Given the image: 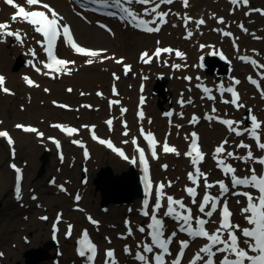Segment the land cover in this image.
<instances>
[{
  "label": "snow or ice",
  "instance_id": "obj_1",
  "mask_svg": "<svg viewBox=\"0 0 264 264\" xmlns=\"http://www.w3.org/2000/svg\"><path fill=\"white\" fill-rule=\"evenodd\" d=\"M3 2L11 6L15 11L11 15L10 21L0 22V43H6L8 38H12L23 46L29 38L28 33L21 29L12 30L11 24L25 23L29 25L31 31L41 37V39H36L35 36H32L31 39L35 40V43L40 46V49L46 57V59H37V50L29 47L26 54L30 55L32 59L28 60L27 64L33 67L37 73H41L45 76L51 75L53 79L58 78L59 74H72L74 68L71 66L76 65V61L58 56V42L64 43L66 46L70 47L74 53L87 57L84 61L85 65H92L95 62L102 63L104 60H113L116 64L122 65L125 75L132 71V65L125 63L123 57L116 58L114 55H104L107 49L93 50L81 46L74 38L73 30L71 26L65 22L63 15L50 4L44 2V0H24L25 4L28 6L27 8L23 4L17 3L16 0H3ZM229 2L236 7L240 5L247 7L249 5V0H229ZM90 3L94 5L98 4L104 8L116 9L117 11H109L107 15L116 17L119 13V18L122 21L127 22L133 28L139 29L145 33H159L162 26L168 23L170 14L183 20V26L186 31L185 39H191L194 35L193 30L189 28L191 22L194 21L196 31H199L200 27L206 24V20L203 17L195 19L187 12L181 16L179 12L173 13L171 8L167 11L161 10L162 5H173L175 0H90ZM181 3L184 8L190 6L189 0H181ZM134 5H141L143 8L142 10H137ZM251 12H258L264 15V9L259 8L249 9V11L245 12V15H249ZM77 15H80L83 19H87L83 16V13H77ZM145 17H150V19H146ZM211 18L216 19L218 24H225L224 18L216 17L215 13L211 14ZM97 23L100 28L114 35L111 28L107 25L99 22ZM172 26L176 27L175 24ZM238 27H240L243 32L248 33V29L244 24L241 23ZM213 31L220 32L224 37L233 36L231 31H226L223 28L213 29ZM252 35L255 39H261V37H256L254 33ZM237 39L238 37L233 39V47L239 52V46L236 44ZM156 45L153 51L144 50L140 53L139 61L141 63L151 64L154 60L159 63L164 54L171 56L174 53L175 56L181 60H184L186 57V54L179 49L161 47V41L159 40L156 41ZM199 48L201 50L205 48L214 49L208 54L219 55L222 60L228 59L221 50L216 49L215 45L200 44ZM253 52H255V50H253ZM256 55H259V53H256ZM203 59L204 57L201 56L200 60L203 61ZM238 59L245 63H250L254 68L258 67L264 69V64L259 63L256 59H252L247 55H240ZM37 64L42 65L43 69H47L48 71L42 72L41 67H38ZM163 64L164 66H169L168 60H163ZM183 66L187 67V65ZM171 67L178 70L182 65L174 63ZM259 75L261 80H264V72L259 73ZM112 76L114 80L120 79L115 72L112 73ZM142 79L146 80L148 77L143 76ZM183 79L191 82L193 77L184 76ZM230 79L232 81L230 85L225 86V84L221 82L217 86V91L220 93L221 97L220 102L226 105L231 104L237 110L246 108V105L241 102V94L235 87L241 84V80L235 77H231ZM247 79L260 90L261 97L264 98V89H261V83L251 75H249ZM23 80L30 87L40 86L27 75L23 77ZM196 80H201V77L197 76ZM5 83L6 77L0 74V90L4 93L11 94L9 88L5 87ZM196 87L201 88L202 85L197 84ZM143 88L144 86L141 84V92H143ZM202 90L206 94L208 100L215 101L217 99V97L212 94V88L204 86ZM44 91L49 92V89L45 88ZM67 91L71 93L73 89L68 88ZM189 91H191V89H189ZM112 92L113 95L119 96L115 85H113ZM225 93L230 94L231 98L225 99ZM80 94L82 96L85 95L84 92ZM102 95L101 92H97V96ZM120 103L121 101L119 99L110 100L109 108L111 109L113 105H120ZM139 103L141 106L144 105L145 97L143 95L140 96ZM178 103L181 108H183L186 104L192 105L193 99L190 96L185 99L183 94H181ZM53 104L60 108L69 107L66 104H57L56 101H53ZM21 107L23 110V106ZM81 107L92 108V105L85 104L81 105ZM127 111L128 109L126 107H120V117L109 118L105 121L109 131L113 130V120L122 118ZM217 111L218 109L213 105L211 113H216ZM247 111L250 127H244L242 129L240 126L244 124V120L237 121L225 119L220 116L211 115L208 112H205L203 116V119L209 122L216 120L218 123L225 125L227 130L230 133H234L237 137H242L247 134L248 137L254 141V145L246 143L243 139L235 142V149L246 150L245 154L238 155L236 151L229 150L228 147H226L230 145V141L228 137H225L211 153L212 159L216 162V167L227 177L228 183L225 182V179H218L214 182L209 181V173L202 171L200 166L208 155V153L202 151L200 136L195 131L184 135V140L190 142L188 143L187 150L183 152V156L189 159L193 167V170L187 173V180L192 186L186 184L184 192L187 197L190 198V204L195 206V213L193 207L185 202L184 197L175 198L174 195L168 194L165 191L166 188L172 187L173 181H167V183L163 181L155 182L154 186V181L150 178L149 159H159L158 148L165 154H174L177 157L181 155V152L175 145L169 144L168 137L171 135V132L166 133L163 142H161L151 130L146 131L143 123H141L146 118L142 107L137 112L138 123H140L139 136L143 137V140L146 142L148 154H146L145 147L140 146L136 136H131L130 139L121 141V144L127 145L131 143L133 146L135 154L129 157V155H127L121 147L116 146L111 139L98 137L95 131L96 125H81L82 128L89 129L93 140L98 141L101 145H105L130 164L142 167L145 199L142 202L140 212L144 217L148 218L149 222L144 226L137 225L135 231L141 234L147 231V237L150 239L137 241L135 250L132 246L125 244L123 247L124 254L133 256V259L140 262V264H182V259L185 257V252L189 249L190 243L199 239L203 240L204 243H202L192 258L188 260L187 264H198V262H202V264H264V154H257L256 152V150H259L260 153H264V121L259 120L258 116L253 114L251 108H248ZM164 115L172 117L173 112L169 111L164 113ZM178 115L181 118L184 116L183 112L178 113ZM200 119L201 117L193 113L188 123L196 125L199 123ZM121 123L123 128L121 135L129 137L130 128L127 121L121 119ZM147 123H152L151 118H147ZM169 124L178 130L183 127L180 124L172 125L171 119L169 120ZM51 126L62 132H66L69 137L79 132L75 127H69L59 123ZM15 127L24 132L35 133L41 139L45 137V134L34 126L16 124ZM179 134V131H177V135ZM0 137L6 138L10 146L14 144V140L7 130H0ZM48 139L55 144L58 150L61 148L59 139L54 137H48ZM71 143L83 148L85 159L89 158L88 149L81 140L72 139ZM13 155H15L14 150ZM59 156L60 160L63 161L64 156L62 152L59 153ZM229 160L241 161L243 164L247 165V174H238V167L228 162ZM10 167L16 174L14 191L16 199L19 201L22 198V170L14 163L10 164ZM161 167L167 170L169 166L167 164H162ZM52 183H55V181L53 180ZM58 187L61 191L67 192V189L64 188L63 185H59ZM216 187L219 189L218 193L213 194L210 192L211 189ZM200 188H202V192H198ZM229 195L244 198V203H242L240 199L236 200V204L241 205L239 211L241 217L245 221L244 225L234 222V213L230 209L228 199ZM32 199L35 200L37 197L33 196ZM74 199L78 202L81 199L80 194L77 193ZM150 201H153L151 206ZM79 210L84 211V209ZM129 211H131V209H129ZM86 218L92 225L97 226L98 229L100 223L98 220L94 219L91 215H88ZM164 218H170L175 222V230L168 231L167 222ZM25 219H27V217ZM40 219L47 221L49 218L47 216H41ZM61 219L62 214L58 213L53 223L54 233L58 231L56 226L61 222ZM124 224L126 235H121V238L126 240L128 237L134 236V229L130 220L126 219ZM209 224L215 227H207ZM72 232L73 225L68 224L65 236L70 237ZM178 233H185L188 238L180 239L178 238ZM105 239L111 244V240L108 237H105ZM174 243H178V250H170V246ZM76 251L77 255L84 260V264H96L98 246L90 238L87 229L82 230L80 238L77 240ZM3 255L4 253L0 252V257H3ZM104 257L103 264H119L115 249H105ZM166 257H172V259L168 260Z\"/></svg>",
  "mask_w": 264,
  "mask_h": 264
},
{
  "label": "rangeland",
  "instance_id": "obj_2",
  "mask_svg": "<svg viewBox=\"0 0 264 264\" xmlns=\"http://www.w3.org/2000/svg\"><path fill=\"white\" fill-rule=\"evenodd\" d=\"M49 1L53 3V1L48 0V2ZM63 1V3L57 2L58 4H60V7H58L57 5V7L59 8V13L63 15V17L65 18V22H69L72 25L75 33L77 34L78 40L81 43L92 47L107 49L106 53H108L109 55L112 56V54H114L116 56H123L125 58V61L130 62V64H132L133 62L127 58L135 56L134 62L136 63L137 61V64H135V67L134 65L132 66L133 69L130 73H128L127 75H123L121 65L116 64L113 60H108L112 61V63L116 65H112V63L110 64V62L106 63L109 66L108 80L106 81V83H102V80L100 78H97L96 81L92 80L93 78H95L93 72L87 75V77L91 78L87 83H81L76 78L68 80L62 75H58V78L56 79H49L48 77L37 74L39 77H42V79L53 81V83H55L56 85L55 90H52L51 92H45V86L40 89H38V87H30V89H28V86L26 88L24 86L22 74H34L30 65L27 64L30 55H27L26 53L28 52L29 47L26 49L27 52H25L24 48L19 43H17L12 38H8V42L6 43V46L8 48L7 53L4 55L0 52V70L8 77L6 80V85L9 87L11 94H3L0 91V119L2 122L0 123V129H6L10 133L11 137L14 140V144L10 146L7 143L6 138H0V177L4 176V178L7 179L9 175L7 186L4 188H0V252L4 253L3 257H0V264H26V252L28 250L38 251L39 249H43L45 250V252L40 254H37V252H35L33 254V259L38 260L40 258L41 261L38 262V264H60L61 260H63L62 264H84L81 263L80 258H77L72 253V245L74 243V238L76 237L75 234L71 236L72 238L66 239L64 238L62 232H60V240H56V238L54 240L55 246H52L51 244L46 245L51 241V238H49L48 236V232L50 229L48 224L50 222V218H53L54 213L57 211L67 216L65 219V223L61 225V227H64L68 222H71L69 221L70 218H76V222L72 221V223L77 224L76 226H74V228L76 227V231L77 228L79 230L80 227L88 225L85 222V213L91 214L96 217L100 221L102 226H99L98 229L97 226H91L90 230L92 235L98 242H100L101 248L109 245L105 243V237L108 235L109 237H112L111 245L115 247L116 255L118 257L123 254L122 252L120 254V248L118 250V247H120V245L123 250L125 244L135 247L136 240H141V234L138 231H135V229L134 236L128 237L126 240L121 238L122 233L125 234L126 231L124 219L130 220L133 227L137 225V222L140 219L137 217L139 199L133 198L129 203L125 202L120 204L109 202L108 204L101 206L100 192L96 190V184L94 183L98 178L99 173H101V169L103 167L108 166L112 174L115 176L117 174L121 175L123 172L129 171L131 168L130 165H118L116 161L111 159V157L106 154L99 162L95 159H93L91 162H88V158L85 159L82 157L80 146L78 147L71 143L72 139L63 140L62 152L63 156L66 155L67 157L66 159L61 161L60 156L57 154L56 150L53 147H40L38 145V143L44 140L38 138L35 133H31L33 134V136H23L22 134H19L22 130L17 129L15 127L16 124L29 123L37 126L38 130L44 132L45 140L46 136L57 135L59 132V129L52 127L51 124H57L59 122V124L63 125L78 126L79 128H81L78 137L83 142L86 141V147L88 148V150H90V153H93L95 149L89 146L90 144L87 142L88 129L82 128L81 125L95 123L98 134L102 136L109 134L115 139H117L118 136L121 135L122 127L119 123L120 119L128 120L129 125L131 126L140 125L138 121L134 122L135 109L138 106L139 101L138 96H136V100L134 98L135 107L133 108L131 106L132 104H130V102L132 101V96L129 92L131 88H134L133 90L135 92L138 88V85L142 83L150 84L148 95L153 98L152 108L155 109L159 114V118L163 119V125L167 124V126H170V124L166 123L167 119L165 120L164 115L167 110L171 108L174 109L175 115L171 117L174 125L175 118L176 120L180 121L179 124L187 123L188 125H190L188 123V120L191 118L193 113L191 112L192 110H190L189 107L194 106L198 108L199 106H203L205 102L204 99H206L205 96H202V100L198 101L199 97L193 98V96H195L193 92H187V97H192L193 104H186L183 108H181L178 103V100L181 98V96L177 97L178 92L171 88V80L165 78V74L170 70L166 68L168 66H164L163 64L164 58L161 59L159 63L153 61V63L150 64L151 67L158 68L160 72H157L155 75H148L149 79L143 80L142 77L145 76L143 74V68L147 66V64H140L141 62L136 59V56L140 53V51H143L144 48H133L131 44H128V42L130 43L131 40L134 39V32L130 30H123L126 27L123 24H119V30H123L127 33V41L124 45L113 44L110 42L112 40V37H109L108 32L97 27L92 17L85 14L84 17H86L87 19L81 18L79 15H77V13L79 12H77V10H74L73 7H70L69 2H72V4H74L72 0ZM222 1L225 2V5H223L222 7L225 10V14L216 17L224 18V16H226L224 26H229L228 28L232 30L237 28V31L239 33L238 35H236L238 37V41H242L243 39V45H245L244 47H242L240 53H253V55L259 53L257 57L259 56L264 60V15H260L258 12H251L249 15H245V12L249 11V9H264V1L249 0V5L247 7L243 5L236 7L233 5L230 6L229 0H200V3L198 4L199 10L203 11L207 19L211 20V22H208L206 20V31L211 32L215 38H218L219 32L213 31V29H216V27H213L216 19L211 18V14L213 13L214 9L209 6L218 4V2L220 3ZM163 8L165 11H167L171 7H169L168 5H163ZM181 8L185 9L183 8V6L179 9ZM172 9L173 7L171 8V10ZM179 9L177 12L180 13ZM2 10L10 12V10L7 8H4ZM172 12L176 13V11L174 10H172ZM220 12L221 10L217 11V13L221 14ZM169 18L171 19L166 24V27L168 29L171 27L173 22L177 21L179 23L181 21V19H178L175 15L170 14L168 19ZM242 18L243 22H241ZM244 20L247 23L251 24V27L248 28V33L243 32L238 27L239 24H244ZM78 23L86 26L89 31L84 29L85 34H80L79 27L77 26ZM184 32L185 28L181 26V31L178 32L177 35H174L171 39L162 38L161 43L172 44L173 46H175L181 45L180 42L185 41V44L187 45V47H189L190 44V46H193V44L196 46L198 41H201L199 42L201 44L206 42V38L203 37H199L198 40H195L194 42L190 41V39H184V34H181ZM253 33L256 37H261V39L253 40ZM170 35H173V33H171ZM92 37L98 40L92 39ZM104 37H107L108 41L102 42L99 40ZM133 41L137 42L139 40L134 39ZM154 44L155 43L152 42L145 50L151 51ZM222 44L227 45L228 48H232L234 50L231 42H229L228 44L223 42ZM34 45H36L35 40ZM256 45L257 47L254 49L255 52H253L252 47ZM184 49L187 51V48ZM16 50L17 52H15ZM58 53L61 55L64 54V52H61L60 50H58ZM233 54L234 53H232V51H229L226 54V57L228 59L225 60V62L226 65L229 66L230 72V65L234 63L233 61L236 57ZM215 60L216 63L219 61L217 58ZM75 61L79 64L85 65L84 58H78L75 59ZM236 62L239 63V60L237 59ZM96 63L100 64L101 62ZM102 63L104 64L105 62L103 61ZM85 66L88 67L91 65ZM235 67L238 68V66ZM86 70L88 71L90 70V68H87ZM243 70L245 72H252V69L249 70L243 68ZM74 72L75 74H80L82 72H85V70ZM74 72H72V74ZM113 72H115L118 76H121L119 81L114 80L112 76ZM209 73H212L211 75L213 79L216 80V76H218L216 72ZM190 75H192V73ZM236 75L240 76V74ZM221 77L224 78L225 76L222 75ZM172 78L180 81L182 89L187 86V83L184 82L185 80L183 79L182 74L173 75ZM109 79H112V82L117 85V90H119V96H115L114 98H117L121 101L120 105H114V109L106 108L107 105L109 106V96L112 95V93L110 92ZM160 80H162L163 83L162 88H165L163 94L161 87L156 88V85L160 82ZM229 81L230 80L228 78L227 82ZM118 82L119 86L117 84ZM246 86L248 87V85ZM68 88H72L73 91L69 93L67 91ZM191 88L197 90L196 84H194ZM247 90L249 91L250 88H247ZM81 92H84L85 95L82 96L80 94ZM97 92H101L103 95L97 96ZM249 94L253 95L254 97L261 96L260 92H256V90L253 89L249 91ZM175 97H177V99H175ZM187 97L185 96V99ZM216 100L217 101L214 102L221 103V99ZM53 101L64 102L69 105V109L60 108L57 105H54ZM85 104L92 105V108H86L87 114L79 115L78 109H83L81 105ZM245 105L246 108H243L238 112L240 118L244 120L245 127H250V121L248 120V118H245V115L248 113L247 109L251 108L252 105ZM21 106H23V110ZM122 106L126 107L128 111L122 118L115 119L113 130L109 131L108 126H106L104 123L106 117H120L119 108ZM144 107L145 106H143V108ZM186 107H188V109ZM230 109L234 110L233 108ZM259 109L260 111L256 110L257 113L262 112L261 105ZM180 112H183V118L178 115V113ZM194 113L196 115L200 114L198 110ZM146 122L147 119L143 124L146 125ZM147 126H145L146 129H152V131H155L157 135L163 136L168 133L167 130H165L164 126H161V133H158L156 131V128L148 123ZM187 133L188 130L186 133L181 134L180 140H184L183 137ZM247 136L248 135H246V137H237L236 142L243 139L246 143H249V141L247 140ZM36 138L37 142L34 140ZM219 138L220 136L216 138L215 143H217V140ZM21 140L23 141L22 143H20ZM28 140H33V142L35 141V146L38 148V151H36L34 155H32L33 153L30 154V151L27 148L26 143ZM13 150L15 151V155H13ZM44 155L46 157V162L43 165V172L39 175V171L42 167L41 157ZM173 157H175V155ZM171 160L172 158L160 156L159 159L152 161V171L155 178L167 180L168 177H171L167 173L165 174V169H161L160 165L162 164H167L170 167L171 172H173V174L175 173L170 163ZM206 162L209 163L208 169L214 166V163L210 159V156L207 157ZM13 163L21 169L23 168L24 174L22 187L23 191L21 194L22 198L19 201L17 199L13 201L11 197V177L14 176V170L10 167V164ZM184 170L185 169H182V172L180 174L175 173L176 180L169 178L174 183H179V190L182 189V183L180 182L183 179L182 173ZM8 172L9 174H7ZM82 179H84L86 182H82ZM53 180L55 181V183H52ZM58 183L66 185L68 189L67 193L58 191V189L56 188ZM31 192L37 194L39 198L37 199V201L36 199L33 200L29 197ZM73 193L80 194L81 202L79 201L77 205H81L84 211L79 212V210L73 209V206L75 204L72 200ZM234 205H237L235 203V200ZM129 209H131V211H129ZM76 212H79L80 215H78V213ZM41 216H47L49 219L47 221L41 220ZM26 217L27 219H25ZM167 228L169 230L168 226ZM44 235H46L48 238H44ZM36 241H38V243H36ZM125 256L127 258L128 264H132L133 256H129L126 254ZM53 259H56L58 262L54 263Z\"/></svg>",
  "mask_w": 264,
  "mask_h": 264
},
{
  "label": "bare ground",
  "instance_id": "obj_3",
  "mask_svg": "<svg viewBox=\"0 0 264 264\" xmlns=\"http://www.w3.org/2000/svg\"><path fill=\"white\" fill-rule=\"evenodd\" d=\"M45 1V0H44ZM48 1V0H47ZM46 1V2H47ZM51 1H53V3L52 2H50V3H52L54 6H56L57 7V5H58V7H60V4H58V3H63L64 1L63 0H51ZM264 1V0H263ZM58 2V3H57ZM189 3H190V6L188 7V8H185V9H179L180 7H182V3H181V0H175V3L173 4V5H168L169 7H173V9L172 10H174V11H178V9L180 10V14L181 15H183L185 12H187L191 17H194L195 19H199V18H201V17H203L205 20H207L208 22H211V20L210 19H207V17L204 15V12L203 11H201V10H199V8H198V4L200 3V0H189ZM228 3V2H227ZM211 4H213V3H211ZM69 5H70V7H73V9L74 10H77V12H81L78 8H77V6H75V4H72V2H69ZM223 5H225V2H218V4H215V5H210L209 7H211V8H213L214 10H216V11H214L213 10V13L215 12L216 14V16H222L223 14H225V10H224V8H222L223 7ZM57 7V8H58ZM136 7V6H135ZM139 8L142 10V8H143V6H139ZM184 8V7H183ZM140 9H138V10H140ZM161 10H164V8H163V5H162V7H161ZM219 10H221V14H219V13H217V11H219ZM58 12H59V8H58ZM231 12H232V10H231ZM86 15H88V13H85ZM85 14H83V16H85ZM7 12L5 11V10H1V12H0V21L1 22H7V21H10V14H9V17L7 18ZM225 17L226 16H224V20H225ZM147 19H150V17H146ZM171 18H169L168 19V21L170 20ZM118 20H114V21H110V25H109V28H111V30H112V32L114 33V35H112V34H110L109 32H108V34H109V37H112V40L110 41V39H109V41L111 42V43H113V44H119V45H124L125 44V42L127 41V38H126V32H124L123 30H130V31H132V32H134V36H133V38L134 39H138L139 41H137V42H134L133 40L134 39H132L131 40V42L129 43L128 42V44H131V46L133 47V48H135V47H139V48H144V50L145 49H147V47L153 42V43H155V41L156 40H159V41H162V38H165V39H171V38H173V36L174 35H177L178 34V32H180L181 31V25H180V23L183 21L182 19H181V21L178 23L177 21L176 22H173L172 23V25L173 24H175L176 25V27H173L172 25H171V27L168 29L167 27H166V24L164 25V26H162V29H161V31L159 32V33H144V32H139V31H136V30H133V29H131V28H129L128 27V25L126 26L125 24H124V22H121V23H119V22H117ZM207 21H206V24L205 25H202L201 27H200V30L199 31H196V26H195V23H194V21L192 22V23H190L189 24V28L190 29H192L193 30V32H194V35H193V37L190 39V41H192V42H194L195 40H198V38L199 37H203V38H206L205 39V43H210V44H212L213 42H214V45H215V47H216V49H220L222 52H224L225 54H227V52H229V51H232V53H234L233 55H235L236 57H235V60L233 61L234 63H232V65H230V67H231V72H230V75H231V77L233 76V75H236V74H240V76H247L246 74H247V72H245L244 70H243V68L244 69H252V71H254V73H256V74H259V73H261V72H264V69H261V68H254L250 63H245V62H242L240 59H238V55H241V54H244V55H252L253 57H254V59H256L259 63H262V64H264V60H263V58H261V57H257V55H253V53L252 54H250V53H240L241 52V50H242V47H244L245 45H243V39H242V41L241 40H239L238 41V39L236 40V44L239 46V49H240V51L239 52H237L235 49L233 50L232 48H228V46L227 45H223L222 43L223 42H225L226 44H228L229 42H231V43H233V39H235V38H237V36L236 35H238L239 33H238V31H237V28L236 29H230V28H228L229 26H224V25H221V24H218L217 23V21H215L214 22V25H213V27H216V29L217 28H223L224 30H226V31H231L232 32V34H233V36L232 37H224V36H222V34L219 32V35H218V38H215L214 36H213V34L211 33V32H209V31H206V28H207ZM241 22H243V18L241 19ZM119 24H123L126 28H124L123 30H119ZM244 26L248 29L249 27H251V24H249V23H247L245 20H244ZM78 27H79V33L80 34H85V30L84 29H86V30H88L87 29V27L86 26H84V25H82V24H80V23H78V25H77ZM12 27H14L13 28V30H15V29H21L22 31H24V32H27L28 33V40L26 41V43L22 46L23 48H24V50H25V52H27L26 51V49L28 48V47H32V48H35L36 50H37V52H38V58L37 59H41L43 56H42V54H41V52H40V49L37 47V46H35L34 45V40L33 39H31V37L32 36H35V37H37L36 36V34L35 33H33L32 31H31V28H30V26L29 25H27V24H25V23H12L11 24V28ZM121 28V27H120ZM239 29H240V27H239ZM263 29V28H262ZM241 30V29H240ZM89 31V30H88ZM73 33H74V36H75V38H76V40L77 41H79L78 40V37H77V34L75 33V30L73 29ZM171 33H173V35H170ZM181 34H185L186 35V32H184V33H181ZM181 34H179V35H181ZM111 35V36H110ZM170 35V36H169ZM222 38V39H221ZM92 39H95V40H98V39H96V38H94V37H92ZM128 39H129V36H128ZM252 39L254 40L255 38H254V36H252ZM100 41H102V42H105V41H108V39H107V37H104V38H101V39H99ZM212 40H215V41H212ZM7 42H8V39H7ZM6 42V43H7ZM199 42H201V41H198L197 42V45L199 44ZM6 43H2V44H0V52L1 53H3L4 55L7 53V51H8V48H7V46H6ZM186 42L185 41H183V42H180V44L181 45H175V47H179V48H187V51L186 50H183L184 52H185V54H186V57H185V59L184 60H181V59H178V58H176V59H173L172 58V56H171V58L173 59H170V64H172V63H179V64H181L182 65V67L180 68V69H178V70H175V69H173L171 66H168V67H166L167 69H169L170 71H168V73H166L165 74V78L166 79H168V80H171V83H170V85H171V88H173V90H176L177 92H178V95H177V97L178 96H181V94H183V96H184V98H185V96L187 97L188 95L186 94L187 92H193L194 93V95L195 96H193V98H198L199 97V100L198 101H200V100H202L201 98H202V96H204V93H202V92H200L199 90H194V89H192L191 87H193V85L194 84H206V85H213L214 86V89H213V91L215 92L216 90H217V85H216V82H217V80H223V77H220L221 79H217L216 81L213 79V77H212V73H209V72H216V74L218 75V73H217V71L218 70H220V68H221V66L222 65H219L218 66V68H214V70H210L209 69V67L211 66L210 65V63L212 62L213 63V61H209L208 62V68H205V66H204V63H205V61H206V56L207 57H209L208 55H207V53H208V51L210 50V51H213L214 49H209V48H205V49H203V50H201L200 48H199V46H195L194 44H193V46H190L189 45V47H187V45L185 44ZM162 44V43H161ZM162 45H164V44H162ZM166 45H168V44H166ZM200 45V44H199ZM257 47V45L256 46H253L252 47V50H254L255 48ZM58 49L61 51V52H64V54H66V56L68 55V54H71L70 52V50L66 47V46H64V45H60V46H58ZM142 50V49H141ZM143 50V51H144ZM15 52H17V50L15 51ZM142 51H140V53H141ZM140 53L139 54H137V56H136V59L137 60H139V55H140ZM104 55H108V56H110L108 53H104ZM201 56H203L204 57V59H203V61H201L200 60V57ZM77 58H79V57H77ZM76 58V59H77ZM87 58V57H86ZM127 58V57H126ZM134 58H135V56L134 57H128L127 59H129L130 61H132L133 63L131 64L132 66L134 65V67H135V64H137V61H136V63L134 62L135 60H134ZM30 59H32V57L31 56H29V60ZM68 59H70V60H73V57L72 56H70V58H68ZM209 59V58H208ZM212 59H214V58H212ZM239 60V63H237L236 62V60ZM75 60V59H74ZM224 61V60H223ZM222 61V62H223ZM104 64L103 63H100V64H97L96 62L95 63H93V65H91V66H85V65H83V64H79L78 62H76V65H72L71 67H73L74 68V71H79V70H85V72H82V73H80V74H75V72L71 75V76H69V75H62L64 78H66V79H68V80H72L73 78H76L78 81H80L81 83H87V82H89V79H91V78H89V77H87V75H89L91 72H93V75H95V78H93L92 80H94V81H96V79L97 78H100L101 80H102V83H106V81L108 80V70H109V66L106 64L107 62H110V64L112 63V61H108V60H104ZM126 62V61H125ZM236 62V63H235ZM112 65H116V64H113L112 63ZM183 65H187V67H184ZM210 65V66H209ZM235 66H238V68L237 67H235ZM41 67V66H40ZM92 67V68H91ZM142 67V66H141ZM42 68V72L43 71H48V70H46V69H43V67H41ZM87 68H90V70H86ZM91 69H93V70H91ZM133 69V68H132ZM144 75L145 76H147V77H149V76H151V75H155L157 72H160L159 71V69L158 68H155V67H151L150 66V64H147V66H145L144 68ZM192 73V75H190ZM4 74V73H3ZM31 74V76H32V78H33V80L36 82L37 81V83L40 85L39 87H38V89H40V88H42L43 86H45L47 89H49V91L51 92L52 90H55V88H56V85H55V83H53V81H50V80H47V79H42V77H39L36 73H30ZM178 75V74H182V76L184 77V76H191V77H193V79H192V83L191 82H189V81H184L185 83H187L186 85L187 86H185L183 89H182V85H181V83H180V81H178V80H176V79H174V78H172L173 77V75ZM149 75V76H148ZM171 75V76H170ZM248 75H250V74H248ZM4 76L6 77V80H7V75L6 74H4ZM197 76H199V77H201V80H196V77ZM254 79H257V78H255L253 75H251ZM120 78H121V76H119ZM216 77H219V76H216ZM49 78V77H48ZM229 77H227V78H224L225 80L224 81H226V79H228ZM50 79V78H49ZM149 79V78H148ZM147 79V80H148ZM173 79V80H172ZM258 81H259V79H257ZM94 81H92V82H94ZM119 81V80H118ZM111 82H112V79H109V83H110V86H111ZM169 82V81H168ZM183 82V81H182ZM214 82V83H213ZM108 83V84H109ZM189 83V84H188ZM243 83H245L243 80L241 81V84L239 85L240 86V88H241V91H242V98H241V100H242V103H244V104H248V105H252L251 106V109L253 110V114H255V115H257L258 116V119L259 120H261V121H264V111H263V109H262V112H260V113H257V111L256 110H259L260 111V109H259V107H260V105L261 106H264V99L261 97V96H259V97H254L253 95H250L249 94V91L250 90H256V92H258L257 90V87H255V88H251L249 91L247 90V88L249 89V87H247L245 84H243ZM112 84H115L114 82H112ZM118 84V86H119V82L117 83ZM162 80H160V82L159 83H157V85H156V88H162ZM116 85V84H115ZM117 86V85H116ZM149 86H150V84H147V83H145V86H144V89H143V92H139L138 91V88H137V90L134 92V88H131V90L129 91L130 92V94H131V96H132V101L130 102V104H132L131 106L134 108L135 107V102H134V98H135V100H136V96H139V94L140 95H143L144 97H145V103H144V105L143 106H145L144 108H143V110H144V112H145V116H146V118H145V120L147 119V118H151V120H152V123L150 124L151 126H154L155 128H156V131L158 132V133H161V126H164L165 127V130H167V132H171V135L168 137V140H169V144L170 145H175L176 147H177V149L181 152V155L179 156V157H177V156H175V157H173L174 155L173 154H165V153H163V152H160V150H157L158 151V153L159 154H161L162 156L161 157H169V158H172V160L170 161V163H171V166H172V169L174 170V172L175 173H178V174H180L181 172H182V169H185L184 171H183V175H182V177H183V179L181 180V182L180 183H182V189L181 190H179L178 189V186H179V183H174L173 182V184H172V187L171 188H166L165 189V191L168 193V194H171V195H174V197L175 198H180V197H184V199H185V202L186 203H188V201H189V198L185 195V193H184V187H185V185L187 184L188 186L191 184L188 180H187V177H186V175H187V173L189 172V171H192L193 169L191 168L192 167V165L190 164V162H189V159L188 158H186V157H184L183 156V153L182 152H185L186 150H187V146H186V141H184V140H180L181 139V134H183V133H186L187 132V130H188V132L190 133L191 131H195V132H197L198 133V135L200 136V143H201V147H202V149L206 152V153H208V155L206 156V158H205V161L200 165L201 166V169H202V166L203 167H205V169L206 170H215V168L214 167H210L209 169H208V164L209 163H207L206 162V160H207V157L209 156V154H210V152L212 153L213 151H214V149H215V147L223 140L222 138H225V137H228V138H232V143H230V145H228V146H226V147H228V149L229 150H234V151H236V152H239V154H245V152H246V150H244V149H239V150H237V149H235V142L237 141V139L235 138V136H234V134L233 133H230L229 131H227V127L225 126V125H220V124H218L217 122H216V120H213V121H211V122H209V121H207V120H203V116H204V113L205 112H208L209 114H211V115H214V116H220V117H222V118H226V117H234V120H237V121H239V120H242L241 118H240V116H239V112L238 111H241L242 109H239V110H237L235 107L233 108L234 110H232V109H230L231 108V104H221V103H219V102H211V101H208V100H206V99H204L205 100V102H204V104H203V106H199L198 108H196V107H194V106H190L189 107V109L190 110H192L191 112L192 113H194L195 111H197L198 110V112L200 113L199 115H200V117H201V119H200V121H199V123L198 124H196V125H188L187 123H184V124H180V125H182L183 127H181L179 130L178 129H176L175 127H172V126H167V124H164L163 125V119H161V118H159V114L156 112V110L155 109H153L152 108V97H150L149 95H148V92H149ZM25 88H26V86H25ZM28 89H30V87H27ZM189 89H191V91H189ZM261 89H264V86L263 85H261ZM119 91V90H118ZM165 91V88L163 87L162 88V94H163V92ZM215 95V94H214ZM216 97H218V95H215ZM147 97V98H146ZM177 97H175V99H177ZM112 98H114L113 96H112ZM195 100H197V99H195ZM40 102V101H39ZM43 103V102H42ZM176 104H178V103H176ZM215 105V107L218 109V111L216 112V113H211V108H212V106L213 105ZM180 105V104H179ZM106 108L107 109H110L109 108V106L107 105L106 106ZM115 107H114V105L112 106V108L111 109H114ZM178 108V107H177ZM187 109H188V107H186ZM36 109H38V108H36ZM136 109H137V107H136ZM136 109H135V111H136ZM171 109H173V108H171ZM174 110V109H173ZM172 110V111H173ZM78 111H79V115L80 114H82V115H84V114H87L86 113V111H87V109L86 108H83V109H78ZM175 115V113H174V111H173V116ZM172 116V117H173ZM109 118H112L111 116H108ZM108 118V119H109ZM166 118L167 117H165V120H166ZM134 122L135 121H138V117L136 116V115H134ZM145 120L143 121V122H141V123H144L145 122ZM175 120V124H179V122L180 121H178V120H176V118L174 119ZM114 121H115V119H114ZM114 121H113V125H114ZM132 121H133V119H132ZM119 123H120V120H119ZM140 124V123H139ZM23 125V124H22ZM128 125H129V123H128ZM172 125H174L173 124V122H172ZM107 126V125H106ZM120 126H121V124H120ZM143 126H147V122H146V125H144L143 124ZM150 126V127H151ZM221 126V127H220ZM235 126V125H234ZM147 127H149V126H147ZM241 128H244L245 127V124H242L241 126H240ZM129 128H130V136L129 137H124V136H122V135H120V136H118V140L116 139V141L119 143V144H121V141L122 140H124V139H130V137L132 136V134H134V133H138L139 132V126H138V129H137V126H131V125H129ZM132 128V129H131ZM191 129V131H189ZM152 130V129H151ZM177 131H179V135H177ZM163 132V131H162ZM19 134H22L23 136L24 135H26V136H33V134H31V133H23V132H21V133H19ZM108 136H109V134H107ZM247 134H245L243 137H245ZM60 136H61V142L63 143V140H66V139H72V138H77L79 135H75V134H73V136H71V137H69V136H66L62 131H60ZM165 135H163V136H160V135H157V138H158V140L160 141L161 139H162V137H164ZM220 136V138L217 140V143H215V140H216V138L217 137H219ZM77 139H79V138H77ZM36 142H37V138L36 139H34ZM43 140L44 141H42V142H40V143H38V145L40 146V147H45V146H47V147H53V148H55V144L53 145L51 142H49L48 140H47V136H46V140L43 138ZM35 141L33 142V140H28L27 141V148H28V150L30 151V154H32V155H34L35 154V152L36 151H38V148L35 146ZM23 141L21 140L20 141V143H22ZM87 142L90 144L89 146H91L92 148H94L95 150L93 151V153L91 152L90 153V156H89V158H88V162H91L93 159H95L96 161H101L102 160V158H103V156L106 154V155H108L109 157H111V159H113L114 161H116V163L118 164V165H122V164H124V165H126V166H128V165H130V166H132L133 168V170H134V172H135V174L136 175H140V174H142V168H141V166H137V165H133V164H130L129 162H124L125 160L124 159H122V158H120L118 155H116L114 152H112L109 148H107L105 145H101V144H99V143H97V141L96 140H93L89 135H87ZM83 143V142H82ZM253 144H254V142H252ZM84 145H87L85 142L83 143ZM184 150V151H183ZM212 150V151H211ZM128 152L129 153H131V156L133 155V154H135L134 153V148H133V146L131 145V143H129V146H128ZM256 152H259V150H256ZM147 154V153H146ZM130 156V157H131ZM66 155L64 156V159H66ZM151 161H152V159H149V166H150V163H151ZM229 161H231V162H234L235 164H236V166L238 167V174H247L246 173V169H247V165H245V164H240L239 162H237V161H232V160H229ZM215 165V164H214ZM185 172V173H184ZM81 173V172H80ZM168 174V175H170L171 177H168L167 178V180H164V182L165 183H167V181H172V180H170L169 178H171V179H175L176 180V176H175V173L173 174V172H171V169H170V167H168L167 168V170L165 171V174ZM7 174H9V172L7 173ZM177 174V175H178ZM174 177V178H173ZM14 176H12L11 177V187H13V184H14ZM8 181H9V175H8V177H7V179L6 178H4V176L3 177H0V188H4V187H6L7 186V183H8ZM23 181H24V178H23V180H22V187H23ZM201 183H202V181H201ZM66 189H67V187H66ZM178 190V191H177ZM23 191V190H22ZM67 191H68V189H67ZM198 191L199 192H202V188H200V189H198ZM130 193V191L129 192H126L125 193V195H123V197L124 198H127V197H129V195H127V194H129ZM21 194H22V192H21ZM11 197H12V200L14 201L15 200V196H14V194H13V192L11 193ZM134 198L135 199H139V201L141 200L140 199V197H139V194H136V196H134ZM37 199H39L38 198V196H37ZM37 199H36V201H37ZM81 202V201H80ZM243 202H244V198H243ZM115 203V202H114ZM190 206V205H189ZM139 207V206H138ZM232 208L234 209V222H237L238 220H239V218H240V215H239V213H237V211H236V206L235 205H233L232 206ZM58 213H60L59 211H57V212H55L54 213V218L56 217V215L58 214ZM76 213H78V215H80V213L79 212H76ZM66 215H63L62 214V219H61V222L59 223V224H57V229H58V232L55 234V238H56V240L58 239V240H60L59 238H60V232L62 231V230H64L65 229V226L67 225H65L64 227H61V225H63L64 223H65V219H66ZM54 218H50V222H49V226H51V223H52V221H53V219ZM165 220H166V222H167V225L170 223V221H171V219L170 218H164ZM69 221H71V223H72V221H77L76 220V218L74 219H72V218H70L69 219ZM145 221H149L148 220V218L146 217V220ZM143 219L141 218V219H139L138 220V222H137V225H140V226H143ZM54 223V222H53ZM74 226H76L77 224H74V223H72ZM136 225V226H137ZM74 226H73V232H72V235H78V228H77V231L75 230V228H74ZM99 226L101 227L102 226V224L101 223H99ZM135 226V227H136ZM135 227H133V229H135ZM108 234H111V233H108ZM71 235V236H72ZM48 236H49V238H54V235H52V232H51V230L49 229V232H48ZM47 236L46 235H44V238H46ZM106 237H108L109 239L110 238H112V237H109V235L108 236H106ZM43 238V239H44ZM48 238V237H47ZM54 238V239H55ZM65 238V237H64ZM69 238H72V237H69ZM138 240H136V242H137ZM139 241H140V239H139ZM199 242H203V240H201V241H199V240H196V241H192L191 243H190V247H189V249H187V251H190L193 247H198V245L199 244H196V243H199ZM36 243H38V241H36ZM50 243V242H49ZM49 243H47L46 245H49ZM106 243V242H105ZM131 244V243H130ZM52 245V244H51ZM52 246H55V245H52ZM131 246V245H130ZM119 248H120V254H121V252L123 253V254H121L119 257L116 255V257H118L117 258V260L119 261V264H128V262H127V258H126V256H125V254H124V252H123V250H122V248H121V245H120V247H118V250H119ZM132 248L135 250V248L132 246ZM72 249H73V251H72V253L74 254V244L72 245ZM101 259H102V256H101ZM101 259L99 260V261H101ZM80 260H81V263H84V260L82 259V258H80ZM26 262V261H25ZM63 263V260H61V262H60V264H62ZM140 264L139 262H136L135 260H134V262L132 261V264Z\"/></svg>",
  "mask_w": 264,
  "mask_h": 264
},
{
  "label": "water",
  "instance_id": "obj_4",
  "mask_svg": "<svg viewBox=\"0 0 264 264\" xmlns=\"http://www.w3.org/2000/svg\"><path fill=\"white\" fill-rule=\"evenodd\" d=\"M213 61L210 63V70H214V68H218L221 64V61L215 62L216 60L209 58L206 59L204 66L208 68V62ZM220 62V63H219ZM228 69L225 66H221L220 70L217 71L218 75H222L227 73ZM42 167L39 171V175L43 172V165L46 162L45 155L41 157ZM139 177L135 174L134 170L130 168L129 171L123 172L121 175H113L110 168L108 166L103 167L101 169V173H99L98 178L95 180L96 190L100 192L101 206L108 204L109 202L114 204L120 203H129L136 194L141 196V187L138 183ZM129 197L124 198L126 192H129ZM49 244L55 245L54 241H50ZM37 252V254L45 252L43 249H39L38 251L35 250H28L25 254L26 257V264H38L40 262V258L38 260L33 259V254Z\"/></svg>",
  "mask_w": 264,
  "mask_h": 264
}]
</instances>
